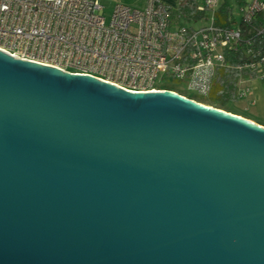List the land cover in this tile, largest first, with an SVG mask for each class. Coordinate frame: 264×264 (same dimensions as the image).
Instances as JSON below:
<instances>
[{
    "label": "water",
    "instance_id": "95a60500",
    "mask_svg": "<svg viewBox=\"0 0 264 264\" xmlns=\"http://www.w3.org/2000/svg\"><path fill=\"white\" fill-rule=\"evenodd\" d=\"M0 264H264V127L0 51Z\"/></svg>",
    "mask_w": 264,
    "mask_h": 264
},
{
    "label": "built area",
    "instance_id": "2783aa9c",
    "mask_svg": "<svg viewBox=\"0 0 264 264\" xmlns=\"http://www.w3.org/2000/svg\"><path fill=\"white\" fill-rule=\"evenodd\" d=\"M100 1L0 0V51L132 93L163 92L155 85L169 80L208 96L227 54L243 59L239 100L250 98L251 81H264V0L241 6L236 28L235 21L230 27L215 22L219 0H203L208 24L175 30L159 0L140 9L117 3L109 22Z\"/></svg>",
    "mask_w": 264,
    "mask_h": 264
},
{
    "label": "trees",
    "instance_id": "16d2710c",
    "mask_svg": "<svg viewBox=\"0 0 264 264\" xmlns=\"http://www.w3.org/2000/svg\"><path fill=\"white\" fill-rule=\"evenodd\" d=\"M238 4L240 6H243L246 4V2L245 0H238ZM229 8L230 7L226 3H224L220 8L217 9V11H215V22H217L218 25L222 27L232 26L235 18L233 17L232 10ZM171 11L173 10L169 8V12ZM175 11L178 18L184 20L186 23L189 24L203 22L205 21V19H207L208 15L210 14L209 10H204L202 8L200 0H179V6ZM171 15L173 16L172 12ZM241 57L242 56L240 55L227 54V64L217 70L212 91L208 96L194 95L193 97H187L179 93L178 91L172 89L170 86L173 81L170 82L169 80L155 85V88H159V90L175 92L183 97L207 105L208 107L211 106L213 108L232 113L227 110V107H229L230 104L239 101V97L237 95L239 92L238 82L241 78L242 73L238 69L241 63L243 62V59ZM245 119L251 118L245 117Z\"/></svg>",
    "mask_w": 264,
    "mask_h": 264
},
{
    "label": "rangeland",
    "instance_id": "374dc122",
    "mask_svg": "<svg viewBox=\"0 0 264 264\" xmlns=\"http://www.w3.org/2000/svg\"><path fill=\"white\" fill-rule=\"evenodd\" d=\"M253 0H245L246 4H249ZM101 4L105 7V17L107 19V22L111 20V16L113 13L114 6L117 3L125 4L133 8L140 9L143 4L144 0H101ZM220 6H222L224 3H226L233 12V17L235 18V28L242 20V10L240 9L241 6L238 4V0H219ZM200 4L203 5V0H200ZM245 4V5H246ZM177 8L172 9L171 11L173 13L172 16V30H175L178 27L185 26V27H192V28H200L202 26H205L208 24V22H197L194 24L186 23L184 20L178 18L176 14ZM172 89L178 91L179 93L187 96V97H193L194 94L188 92L186 85L179 83V82H172L171 86ZM251 94L250 98L246 100H239L236 103L230 104L229 107H227V110L236 114L243 115L245 117L256 119L261 122H264V81H251L249 84ZM250 101L256 102L254 106L250 105ZM207 106V105H206ZM227 112V111H226ZM238 115V116H240ZM242 117V116H241ZM243 117V118H245Z\"/></svg>",
    "mask_w": 264,
    "mask_h": 264
},
{
    "label": "crops",
    "instance_id": "0c3cea01",
    "mask_svg": "<svg viewBox=\"0 0 264 264\" xmlns=\"http://www.w3.org/2000/svg\"><path fill=\"white\" fill-rule=\"evenodd\" d=\"M145 1L146 0H144V4H143V6L141 7V8H143L144 6H145ZM159 1H161L162 3H164L168 8H171V9H174V8H178V6H179V0H159ZM243 117V116H242ZM246 120V119H245ZM248 120H250V121H252V122H254V123H256V124H258V126L260 125V126H263L264 127V122H261V121H259V120H256V119H248Z\"/></svg>",
    "mask_w": 264,
    "mask_h": 264
}]
</instances>
